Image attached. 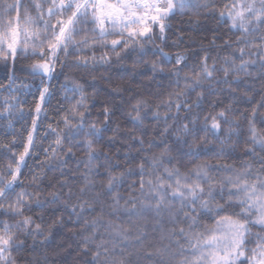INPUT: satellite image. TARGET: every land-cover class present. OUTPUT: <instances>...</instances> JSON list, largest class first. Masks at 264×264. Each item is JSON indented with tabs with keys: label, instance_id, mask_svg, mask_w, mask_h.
I'll return each instance as SVG.
<instances>
[{
	"label": "snow or ice",
	"instance_id": "6c2138e0",
	"mask_svg": "<svg viewBox=\"0 0 264 264\" xmlns=\"http://www.w3.org/2000/svg\"><path fill=\"white\" fill-rule=\"evenodd\" d=\"M201 8L203 14L213 17L217 24H225L230 32L236 30L240 33L235 41H224L223 46L233 48V54L223 56V63L217 68L216 59L213 58L209 65V56L205 52L198 65L199 71L185 73L184 87L179 91L173 90L168 99L161 100L156 108L166 105L171 111L175 99L177 112L182 106L191 109L192 106L185 104L180 97H186L190 89L202 88L204 81H222L229 86L232 102L215 114L206 113L202 121L199 113L193 114L176 134L178 140L182 139L180 133L185 137L191 135L192 140L183 141L186 152L179 148L177 152L181 156H198L212 143L208 140L212 136L219 141V155L223 156L227 149H235L236 144L229 141L233 136L241 135L243 126L247 134L244 152L250 153V158L241 160L240 167L235 163L204 160L182 172L178 164L164 165L165 160L171 162L174 159L170 147L165 144L159 153L140 157L135 168L128 165L122 171L114 172L112 169L119 167L120 162L111 160L96 146L109 130L111 108H103L105 120L99 125L87 123L88 103L95 99L96 92L86 93L85 85L65 69L94 70L98 65H110L113 56L119 61L122 54L129 52L146 54L149 44L160 51L163 62L167 63L171 59L170 54L154 44L157 35L161 41L164 40L170 27L168 22L177 14L183 16L196 10L194 22L199 23ZM211 43H215V35ZM96 49L102 50L99 56ZM89 52L91 55L87 54ZM186 61V55L177 53L175 64L167 69L168 73L176 76L177 84L181 79V69L177 66L186 64ZM252 66H256V72L250 71ZM151 71L162 73L165 68L160 61H152ZM218 71L223 72L222 77L216 76ZM241 72L264 77V0H12L11 3L0 0V90L9 93L3 96L5 107L0 110V116L11 114L13 108L23 116V109L17 106L20 94L34 97L28 113L31 126L23 139V150L15 152L9 145H0L11 153L6 163L0 162V264H18L14 253L19 254L27 248H31L28 253L31 260L25 264H47V253L41 257L40 249L48 243L57 226L66 225L65 212L69 220L73 216L75 220L83 219L79 230L69 228L68 231L79 238L80 250L86 257L84 264H264V126L258 127V124L264 125V84L261 85L259 100L250 109L240 111L239 118H230L228 113L236 111L234 104L251 103L254 98L249 92L237 95L236 89L231 88L232 82L228 77L232 75V80H239ZM61 74L64 76L61 88L65 92L79 93V98L76 99L75 95L63 97L74 100V103L57 121L58 124L63 122L62 128L48 125L56 136L55 147L50 145L51 150H44L45 159L41 164L42 167L50 166L54 159L60 158L66 139L71 143L75 137L82 136L84 156L79 159L85 163L84 183L75 200L71 189L66 199L59 191H49L43 198L40 192L28 191L25 183L38 187L43 170L32 175L27 182L22 179L28 158L35 155L40 119L47 113V105L53 96L51 82ZM95 80L93 76L92 81ZM208 87L213 89V83ZM113 91L119 93L121 90L117 87ZM202 97L203 92L197 93L194 102L197 106ZM149 107L144 99H138L131 105L128 115L136 126H144L142 112ZM153 115L157 119L160 117L158 111ZM198 121H201L204 135L196 139ZM221 121L229 127L222 129ZM242 121L246 123L242 125ZM8 123L11 127L12 121ZM168 130L166 126L161 136ZM222 131L223 136L220 135ZM130 138L144 145L143 138L135 135H130ZM10 143L15 145L16 138L13 137ZM152 146L149 141L148 147ZM142 150L137 149L138 152ZM63 154L75 155L72 148ZM100 155L105 157L104 170L107 173V179L100 181L102 190L112 193L111 204L108 205L110 214L123 208L125 212L145 220L144 225L137 224L133 230L111 219L105 221L103 201H100L97 215L91 219L83 217L86 209L94 210V201L81 197L96 186L92 174L99 167L94 161ZM128 159L126 154L125 160ZM254 160L259 163H254ZM136 170L139 172L137 191L140 197L129 192L124 205H120V194L113 189ZM99 195L96 193L97 199ZM57 202L63 211L46 223L44 208ZM33 205L42 209L40 222L34 219L36 213L26 214ZM164 212L173 222H177V214L182 213L187 227L165 230L161 226L158 242L146 244L147 214L161 217ZM155 223L159 225L160 221ZM101 227L110 239L101 235L97 240ZM29 239L31 244H28Z\"/></svg>",
	"mask_w": 264,
	"mask_h": 264
},
{
	"label": "trees",
	"instance_id": "16d2710c",
	"mask_svg": "<svg viewBox=\"0 0 264 264\" xmlns=\"http://www.w3.org/2000/svg\"><path fill=\"white\" fill-rule=\"evenodd\" d=\"M11 3L12 0H7ZM27 2V0H26ZM199 23L194 21L197 19V11L191 10L186 12L183 16L177 14L168 22L170 27L165 32V38L160 40L157 35L154 44L159 46V49H163L164 52L170 54V61L163 62L160 51L152 44L148 45V51L146 54H138L136 52H129L126 55L122 54V59L117 60L112 57V63L110 65H98L94 70L83 69H65L71 75H74L80 83L85 85L86 93L96 92L95 99H92L88 103L89 113L86 114V122H95L98 125L105 120L103 114V108L108 106L111 108V116L109 118V130L106 131L104 137L99 140L96 146L102 153H107L113 161H119V167H114V172L122 171L126 166L131 165L135 168V165L139 163L140 157L145 154L151 155L152 153H159V151L167 144L171 149V154L174 159L169 162L164 161V165L171 167L173 164H178L181 171L193 167L196 163L204 160L216 163L217 161H224L227 163H235L237 167H240V161L249 159L250 153L244 152V143L246 139V130L241 127V135L233 136L229 143H235V149H227L223 156L219 155L220 144L214 137L209 136L208 140L212 143L208 144L207 148L202 150L198 156H181L177 152L179 148L181 151H187L186 145H183V141L187 140L191 142L192 136H184L180 133L181 140L177 139V132L182 124L188 123L193 114L199 113L201 121L206 113L215 114L221 109H224L226 105L232 102V93L227 84L222 81H204L203 87H197L194 90H189L186 97H180V100L187 105H191V109L182 106L180 111L177 112L175 108V99L172 101V109L169 111L166 105H161L159 109L156 105L161 100L168 99V94L173 90L179 91L184 87L183 76L185 73H192L199 71L200 59L207 52L209 59V65L212 64L213 58L216 59V67L219 68L223 63L222 57L225 55L233 54V48L224 47V41L231 39L235 41L236 36L240 33L236 30L231 32L228 26L225 24H217L216 20L211 16H205L204 10H199ZM215 35V43H211L213 36ZM235 47V45H234ZM101 49H96V54H101ZM119 51V49H117ZM177 53H183L187 56L186 64L177 66L181 69L179 84L176 82V76L167 72L175 64V56ZM91 55V52L87 53ZM111 54V53H110ZM235 55H239L235 53ZM247 58V57H245ZM255 58V57H253ZM160 61L161 66L165 68V72L153 73L151 71V62ZM59 71V69H58ZM251 72H256V66L250 68ZM239 80H232V75L228 79L232 82L231 88L236 89V94L239 95L243 92H249L253 95L251 103H241L239 105L234 104L236 111L228 113L229 117L239 118V112L245 109H250L251 105L259 100L261 85L264 84V77L245 75L243 72L240 74ZM95 76L96 80L92 81V77ZM217 77H222L223 72L218 71ZM64 82V76L61 74L57 79H54L52 83L53 96L47 105V113L40 119V127L36 133L38 141L37 146L34 149L35 155L30 156L27 160V166L24 168V176L22 179L25 181L31 180L32 175L43 170V177L39 181L38 187H33L25 183L24 187L30 192H40L41 197L47 195L49 191H59L62 194V198H67L69 189L72 190V199L75 200L76 195H79V189L83 185L82 173L85 170V163L82 159L84 156V149L82 145V136L75 137L74 142L65 140L64 148L60 150L61 155L59 159H54L53 163L48 167H42L41 161L45 159V149H50V143L55 141V134L48 128L49 124H52L53 128H62L63 122L57 121L65 113V110L69 107L74 100H65L63 97L79 98V93H72L71 91L65 92L61 88V84ZM209 83H213V89H209ZM69 87L71 85L69 84ZM117 87L120 88V92H114ZM223 89V91H221ZM4 90H0L2 92ZM203 92L202 100L199 106L196 103L197 93ZM34 97L32 95L20 94V103L17 105L24 111V115L20 116H7L0 118V145H9L13 151L19 152L23 150V139L27 136V130L31 126V116L29 108ZM138 99H144L148 102L150 107L143 110L144 126H136L128 112L131 110V105ZM63 105V107H61ZM82 110V109H81ZM159 112L160 117L157 119L153 113ZM167 113V116L164 114ZM175 116V119L173 117ZM9 120L12 121L11 127H9ZM201 121L196 125V139H199L204 135V130L201 126ZM246 123L242 121V125ZM222 129H226L229 125L221 121ZM168 126V132L161 136L164 132V128ZM264 125H259L261 127ZM191 128L192 126L189 125ZM130 135H135L139 138H143L144 145H140L138 140H133ZM221 136L224 135L222 131ZM13 137L16 138L17 143L12 145L10 142ZM108 137H113L109 140ZM149 141L152 142V147H148ZM163 141V143H162ZM53 147V146H52ZM72 148V152L75 155L63 153ZM143 149L137 151V149ZM257 151L259 149L257 148ZM128 154L129 159L126 161L125 156ZM11 158V153L6 149L0 148V162L6 163ZM99 167L93 172L92 179L96 181V186L90 191H87L81 197L94 201V210L86 209L83 213V217L91 219V217L97 215L100 212V201L104 202V218L105 221L111 219L117 224L135 229L137 224L144 225L145 220L139 217L125 212L121 208L118 212L110 214L108 205L111 204V192L102 190L100 181L107 179V173L105 172V157L100 155L97 160L94 161ZM254 163L258 164V160H254ZM162 167L160 171L162 172ZM98 173V175H97ZM136 183L133 184L132 182ZM129 185H132L130 188ZM139 189V172L134 171L133 174L124 178L123 182L113 192H119L120 205H124L125 199L129 192L132 195L140 197ZM19 190V189H17ZM96 193H99V198H96ZM219 199V195H217ZM223 202V201H221ZM129 203H132L131 201ZM178 206V205H177ZM42 209L33 205L30 212L26 214L36 213L34 219L40 222L39 214ZM63 211L62 205L57 202L55 205H47L44 210V221L50 223L52 219L60 215ZM64 219L66 225L64 227L57 226L53 230V233L48 243L41 247L40 256L43 257L44 253H47V264H84L86 259L85 254L81 252L78 236H73L68 229L79 228L83 224V219L75 220L73 216L72 220L68 219V214L65 212ZM156 220L160 221V224L155 223ZM75 221V222H73ZM177 222H173L167 212H164L161 217H156L152 213L147 214L146 221V238L145 243H157L159 240L161 226L167 230L171 227L184 226L187 227V222L182 219V213H178L176 217ZM211 222L210 220L208 221ZM155 229V230H153ZM256 229H254L255 231ZM91 231V229H89ZM110 239L107 234H104L103 227L100 229V233L97 235V240L101 238ZM42 239V238H41ZM39 242V241H38ZM166 242V241H165ZM31 239L28 240V244H31ZM91 247V245H90ZM94 251V247L92 248ZM119 251V249L117 250ZM31 252V248H27L25 251L20 252L17 255L18 264H25L26 261L31 260V256L28 254Z\"/></svg>",
	"mask_w": 264,
	"mask_h": 264
},
{
	"label": "rangeland",
	"instance_id": "374dc122",
	"mask_svg": "<svg viewBox=\"0 0 264 264\" xmlns=\"http://www.w3.org/2000/svg\"><path fill=\"white\" fill-rule=\"evenodd\" d=\"M7 95H9V93L6 90L0 92V110H2L5 107V105L2 102V99H3V96H7ZM15 112H16V109L13 108L12 111H11V114H6L4 116H0V118H4V117H7V116H12L13 118H14V116L18 117L15 114ZM50 145L55 147V144L53 142H51Z\"/></svg>",
	"mask_w": 264,
	"mask_h": 264
}]
</instances>
